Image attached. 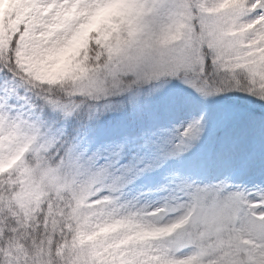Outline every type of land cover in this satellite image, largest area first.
<instances>
[{
  "label": "snow or ice",
  "instance_id": "obj_1",
  "mask_svg": "<svg viewBox=\"0 0 264 264\" xmlns=\"http://www.w3.org/2000/svg\"><path fill=\"white\" fill-rule=\"evenodd\" d=\"M0 264H264V0H0Z\"/></svg>",
  "mask_w": 264,
  "mask_h": 264
}]
</instances>
